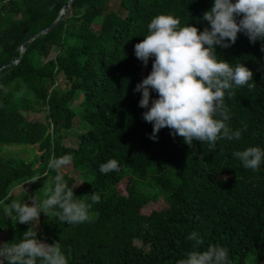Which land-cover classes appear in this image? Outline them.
<instances>
[{
  "label": "trees",
  "instance_id": "1",
  "mask_svg": "<svg viewBox=\"0 0 264 264\" xmlns=\"http://www.w3.org/2000/svg\"><path fill=\"white\" fill-rule=\"evenodd\" d=\"M68 1L0 0L3 241L18 242L30 226L15 224L6 203L42 201L45 182L54 187L56 173L34 152L50 149L51 157H73L83 184L78 188L66 174L64 179L76 197L91 203L85 195L97 192L101 198L92 205L90 222L73 225L41 214L38 238L49 244L60 240L68 264H177L210 244L226 247L231 264H246L247 256L264 261V163L253 171L233 156L248 147L264 149V42L252 44L240 33L230 48H216L218 58L233 66L245 63L254 73L255 89L245 86L225 97L232 112L229 126L247 125L241 139L219 140L213 150L199 141L189 146L164 128L153 141L152 125L142 118L146 109L138 106L141 94L133 91L150 73L152 60L143 66L134 45L159 14H174L181 25L203 31L208 26L203 13L213 0H120L122 14L108 8L110 0H73L57 26L25 43L21 53V44L50 27ZM58 76L66 90L55 86ZM76 115L79 134L67 146L63 139ZM108 159L118 160L119 172L99 171ZM37 175L41 179L29 184ZM23 185L25 190L13 196ZM158 197L167 208L142 215ZM82 225L88 234L80 231ZM193 232L202 245L188 239Z\"/></svg>",
  "mask_w": 264,
  "mask_h": 264
},
{
  "label": "clouds",
  "instance_id": "2",
  "mask_svg": "<svg viewBox=\"0 0 264 264\" xmlns=\"http://www.w3.org/2000/svg\"><path fill=\"white\" fill-rule=\"evenodd\" d=\"M207 23L203 31L196 26L181 25L174 14H159L147 25L148 34L134 45L135 57L147 67L152 60L150 73L137 83L134 93H140L138 102L145 122L152 125L149 139L158 141V133L168 128L175 138L182 137L192 146L193 142L207 143L216 148L219 140H239L247 131V125L233 129L229 126L231 109L225 102L235 97L236 89L247 87L250 91L256 84L254 73L245 63H232L218 58L216 48L233 46L238 34L244 33L250 43L264 42V0H213L212 7L203 13ZM264 52V46L261 47ZM157 94L156 98L152 93ZM246 169L259 170L264 163V149L253 146L233 153ZM73 157L66 154L51 157L48 169L56 173L54 187H47L46 198H33L31 204L10 200L5 211L15 224L30 225L22 238L11 242L0 240V264H68L60 240L49 244L38 238L40 216L56 217L62 223L81 224L90 222L93 204L100 202L94 192L85 195L91 203L76 197L74 187L64 179V170ZM103 174L119 172L116 159H108L100 165ZM41 176H34V183ZM227 179V178H225ZM197 245L203 241L193 232L188 237ZM177 264H231L226 247L210 244L202 251H191Z\"/></svg>",
  "mask_w": 264,
  "mask_h": 264
},
{
  "label": "rangeland",
  "instance_id": "3",
  "mask_svg": "<svg viewBox=\"0 0 264 264\" xmlns=\"http://www.w3.org/2000/svg\"><path fill=\"white\" fill-rule=\"evenodd\" d=\"M108 8L110 10H112V11H115V12H118V13L122 14V10L120 8V0H110ZM55 52H56L55 50H52L50 52V55H49L48 58H52ZM147 72H148V69L145 68L144 69V73H147ZM55 86L58 89L62 90V91L67 89V87L65 86V84H64V82H63V80H62V78L60 76L56 77ZM78 100H79V98L76 100V102L73 104V106H75L78 103ZM79 120H80V115H76V117H75V119L73 120V123H72L73 128L68 131L69 135L66 136V139H63V142H64L65 145H67V146L71 145L72 140H73L71 138L72 135L74 136L76 134H79V130L80 129L77 126L78 123H79ZM13 150L15 151L16 149H13ZM34 152L37 155H39L41 157V159H42V162L46 163V164L49 162V159L52 156L50 149H48V150H46V151H44L42 153H37L36 150ZM64 174H66L67 176L72 178L75 181L76 186L78 188L83 184L84 178L76 173V171L73 169L71 164L69 166H67V168L64 170ZM23 186L15 188L12 191V195L13 196H17L20 192H23V190H25L24 189L25 185H23ZM123 187H124V181L120 182V184L118 186V191H120V193H122ZM147 192H151V190L147 189ZM165 208H167V205H166L164 199L162 197H158V200L155 203L150 204L149 206L144 208L141 211V214L144 215V216H147L153 211H160V210H163ZM80 231L83 232V233L88 234L89 233V228L86 225H82L80 227ZM0 240L3 241V236H0ZM245 262H246V264H264L263 260L255 259L253 256H247L245 258Z\"/></svg>",
  "mask_w": 264,
  "mask_h": 264
},
{
  "label": "water",
  "instance_id": "4",
  "mask_svg": "<svg viewBox=\"0 0 264 264\" xmlns=\"http://www.w3.org/2000/svg\"><path fill=\"white\" fill-rule=\"evenodd\" d=\"M72 1H73V0H69V1H68V4L63 8V10H62V12H61L59 18H58V19H57V20H56V21H55L50 27H48L47 29H45V30H43V31H41V32H39V33H37V34L34 35L33 37H31V38L25 40V41L21 44V46H20V52L23 53V51H24V50H23V45H24L25 43H28V42L32 41L33 39H35V38H37V37H39V36H41V35H45V34L49 33L51 30H53V29L57 26V24L62 20V17H63V15H64L65 11L67 10L69 3L72 2ZM20 59H21V57H19V58L17 59V61H15V62L12 63V64L17 63ZM12 64H10V65H12ZM10 65H9V66H10Z\"/></svg>",
  "mask_w": 264,
  "mask_h": 264
}]
</instances>
